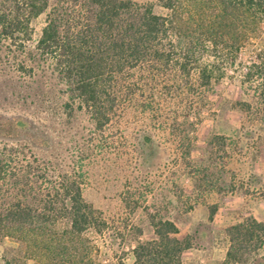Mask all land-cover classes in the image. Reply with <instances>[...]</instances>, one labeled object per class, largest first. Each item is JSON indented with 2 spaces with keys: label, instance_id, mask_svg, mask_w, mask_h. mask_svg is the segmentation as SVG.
Listing matches in <instances>:
<instances>
[{
  "label": "trees",
  "instance_id": "1",
  "mask_svg": "<svg viewBox=\"0 0 264 264\" xmlns=\"http://www.w3.org/2000/svg\"><path fill=\"white\" fill-rule=\"evenodd\" d=\"M156 3L163 11L152 1L0 0V39L26 47L32 19L45 11L34 47L52 60L98 130L127 108H152L149 100L165 87L170 96L204 97L250 44L254 54L241 80L264 95V0ZM0 137L12 141L0 149V235L22 240L38 264H90L95 242L86 233L103 232L107 220L84 198L76 174L28 159L37 160L34 149L50 148V134L26 115L0 112ZM152 142L147 131L137 138L140 148ZM149 217L155 235L136 242L131 264H181L189 236L177 237L169 218ZM226 232L222 264H262L253 253L264 242V218L245 217Z\"/></svg>",
  "mask_w": 264,
  "mask_h": 264
},
{
  "label": "rangeland",
  "instance_id": "2",
  "mask_svg": "<svg viewBox=\"0 0 264 264\" xmlns=\"http://www.w3.org/2000/svg\"><path fill=\"white\" fill-rule=\"evenodd\" d=\"M137 1L163 11L157 0ZM44 21L45 11L32 19L24 48L0 39V112L26 115L47 130L52 144L34 149L36 161L28 153L32 165L49 160L56 171L76 174L84 198L102 211L107 228L86 233L95 242L90 264H131L136 242L155 235L149 214L173 220L175 235L191 239L181 264H222L226 227L264 218V95L241 80L255 46L242 47L230 76L204 97L170 96L165 87L149 100L152 108H127L98 130L34 47ZM145 131L153 142L140 148ZM11 143L0 137V149ZM32 183L38 190L39 181ZM24 250L22 240L0 235V264H38ZM253 254L264 264V242Z\"/></svg>",
  "mask_w": 264,
  "mask_h": 264
},
{
  "label": "crops",
  "instance_id": "3",
  "mask_svg": "<svg viewBox=\"0 0 264 264\" xmlns=\"http://www.w3.org/2000/svg\"><path fill=\"white\" fill-rule=\"evenodd\" d=\"M259 219V218H258Z\"/></svg>",
  "mask_w": 264,
  "mask_h": 264
}]
</instances>
